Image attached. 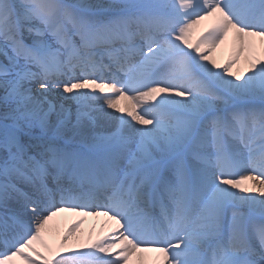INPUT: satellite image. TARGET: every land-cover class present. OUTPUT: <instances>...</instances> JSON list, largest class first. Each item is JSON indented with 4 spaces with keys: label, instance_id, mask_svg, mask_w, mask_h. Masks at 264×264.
<instances>
[{
    "label": "snow or ice",
    "instance_id": "snow-or-ice-1",
    "mask_svg": "<svg viewBox=\"0 0 264 264\" xmlns=\"http://www.w3.org/2000/svg\"><path fill=\"white\" fill-rule=\"evenodd\" d=\"M0 264H264V0H0Z\"/></svg>",
    "mask_w": 264,
    "mask_h": 264
},
{
    "label": "bare ground",
    "instance_id": "bare-ground-1",
    "mask_svg": "<svg viewBox=\"0 0 264 264\" xmlns=\"http://www.w3.org/2000/svg\"><path fill=\"white\" fill-rule=\"evenodd\" d=\"M202 27L203 25L201 28ZM226 55L227 49L225 48L222 51L217 52L216 58L218 61L222 62ZM77 220L83 221L80 227L76 229L77 235L86 237L89 233H91L93 238H95L97 234L101 233L102 229L103 231H108V228L104 226L106 217L77 216L72 213H61L54 218L52 222H50V242L51 240L58 239L59 235L63 234V232H65Z\"/></svg>",
    "mask_w": 264,
    "mask_h": 264
}]
</instances>
